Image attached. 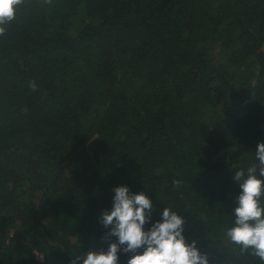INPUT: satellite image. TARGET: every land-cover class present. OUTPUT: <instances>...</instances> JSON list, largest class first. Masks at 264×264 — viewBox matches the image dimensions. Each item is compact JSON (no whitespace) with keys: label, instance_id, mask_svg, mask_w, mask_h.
I'll return each mask as SVG.
<instances>
[{"label":"trees","instance_id":"trees-1","mask_svg":"<svg viewBox=\"0 0 264 264\" xmlns=\"http://www.w3.org/2000/svg\"><path fill=\"white\" fill-rule=\"evenodd\" d=\"M261 142L264 0H22L0 36V264L107 249L119 186L152 223L181 214L210 264H264L226 235Z\"/></svg>","mask_w":264,"mask_h":264},{"label":"clouds","instance_id":"clouds-1","mask_svg":"<svg viewBox=\"0 0 264 264\" xmlns=\"http://www.w3.org/2000/svg\"><path fill=\"white\" fill-rule=\"evenodd\" d=\"M21 3L22 0H0V36L15 19ZM30 87L36 91L34 81ZM256 159L258 165L253 164L247 172L241 169L234 173L241 191L234 209L235 226L226 235L242 251L251 249L253 255L264 261V142L257 145ZM173 184L179 187L181 181L173 180ZM113 191V208L100 217L104 228L110 229L104 237L107 249L75 256L72 264H120V253L130 254L127 264H210L208 255L197 247L198 241L188 242L181 214L166 207L161 220L152 223L154 205L145 192L133 193L128 186ZM148 224L151 227L146 229ZM112 237L116 239L113 241Z\"/></svg>","mask_w":264,"mask_h":264}]
</instances>
